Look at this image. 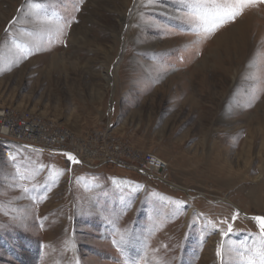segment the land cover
I'll list each match as a JSON object with an SVG mask.
<instances>
[{
    "label": "rangeland",
    "instance_id": "obj_1",
    "mask_svg": "<svg viewBox=\"0 0 264 264\" xmlns=\"http://www.w3.org/2000/svg\"><path fill=\"white\" fill-rule=\"evenodd\" d=\"M181 7L0 0V105L54 119L84 149L112 155L116 138L170 167L164 181L4 138L0 264H239L216 255L207 221L239 213L231 246L264 217V84L252 79L264 74V5L206 39Z\"/></svg>",
    "mask_w": 264,
    "mask_h": 264
},
{
    "label": "built area",
    "instance_id": "obj_2",
    "mask_svg": "<svg viewBox=\"0 0 264 264\" xmlns=\"http://www.w3.org/2000/svg\"><path fill=\"white\" fill-rule=\"evenodd\" d=\"M10 138L16 142L35 147L53 149L64 155L72 153L84 162H113L135 167L145 175L165 181L170 171L169 163L151 151H132L128 146L112 139V155L99 149L85 148L72 131L54 119L30 111H20L8 105H0V147L2 140ZM66 157V156H65Z\"/></svg>",
    "mask_w": 264,
    "mask_h": 264
},
{
    "label": "snow or ice",
    "instance_id": "obj_3",
    "mask_svg": "<svg viewBox=\"0 0 264 264\" xmlns=\"http://www.w3.org/2000/svg\"><path fill=\"white\" fill-rule=\"evenodd\" d=\"M180 3L182 6L180 10L183 12L181 19L188 24V31L200 39H206L225 24L235 21L246 9L264 5V0H180ZM38 22L46 26H54L57 32H62L58 18L38 14ZM11 23H15V20ZM24 58L27 59L28 55L26 54ZM252 79L257 84H264V74H257ZM64 155L70 163H80L74 154L64 153ZM17 173L21 182L26 179L25 175L20 174L19 168H17ZM19 186L24 193L30 191L23 183ZM35 187L33 185L32 190H35ZM238 215V212L233 214L231 221L235 222ZM251 219L255 222L258 232L248 234L250 243L245 242L231 246L225 245L224 238L234 233L233 223L229 222L227 218L220 219L219 222L211 219L207 221L208 225L212 229L218 230L221 236V242L216 250L218 257L234 253L239 264H264V217L253 216ZM222 225H227L226 229ZM113 243L120 242L114 240ZM131 264H136V261H132Z\"/></svg>",
    "mask_w": 264,
    "mask_h": 264
}]
</instances>
